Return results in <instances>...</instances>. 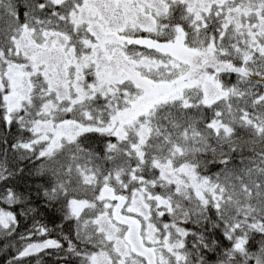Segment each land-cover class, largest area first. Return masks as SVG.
Listing matches in <instances>:
<instances>
[{
  "label": "snow or ice",
  "instance_id": "snow-or-ice-1",
  "mask_svg": "<svg viewBox=\"0 0 264 264\" xmlns=\"http://www.w3.org/2000/svg\"><path fill=\"white\" fill-rule=\"evenodd\" d=\"M0 264H264V0H0Z\"/></svg>",
  "mask_w": 264,
  "mask_h": 264
}]
</instances>
